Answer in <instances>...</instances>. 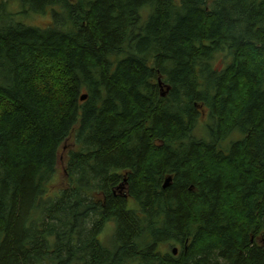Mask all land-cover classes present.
I'll return each instance as SVG.
<instances>
[{"label":"trees","instance_id":"trees-1","mask_svg":"<svg viewBox=\"0 0 264 264\" xmlns=\"http://www.w3.org/2000/svg\"><path fill=\"white\" fill-rule=\"evenodd\" d=\"M20 2L57 11L0 1V264H264V0Z\"/></svg>","mask_w":264,"mask_h":264},{"label":"rangeland","instance_id":"rangeland-1","mask_svg":"<svg viewBox=\"0 0 264 264\" xmlns=\"http://www.w3.org/2000/svg\"><path fill=\"white\" fill-rule=\"evenodd\" d=\"M0 1L6 2L5 12L6 14L9 15L10 19L13 22L23 23L27 26H32V27H40V28L47 27V25L53 19L52 12L57 11V8H51L45 14H36V13L30 12L26 7H24L22 3L20 2V0H0ZM145 11L147 12V10ZM219 58H222V57H219ZM217 64L221 68L223 65V62L220 60L219 62H217ZM203 122L205 124H203ZM207 124H209V120H208V116H205L197 124V127L195 128L194 133H193L194 137L198 139L202 138L203 140L207 139L206 141L211 140V138L208 135L207 129H206ZM243 136L244 135L240 133L239 131L231 133L229 137L220 144V148L227 150L230 147V144L232 142H235L233 140H238ZM63 166L64 164L59 166L58 172L51 182L52 189H57V188L59 189L63 184V181H64L63 172H62ZM133 208H134V202L130 200L129 209H133ZM114 231H115L114 221L107 223L100 237V241L102 243H106L107 245H109L110 244L109 240L114 235L113 234ZM165 250L170 251V248H165Z\"/></svg>","mask_w":264,"mask_h":264},{"label":"water","instance_id":"water-1","mask_svg":"<svg viewBox=\"0 0 264 264\" xmlns=\"http://www.w3.org/2000/svg\"><path fill=\"white\" fill-rule=\"evenodd\" d=\"M86 99V96H84L83 98H82V100H85ZM169 181H170V179H168L167 181H166V183H165V187H168V185H169ZM173 253L174 254H177V249H174L173 250Z\"/></svg>","mask_w":264,"mask_h":264}]
</instances>
